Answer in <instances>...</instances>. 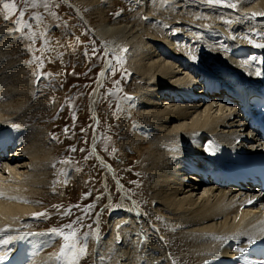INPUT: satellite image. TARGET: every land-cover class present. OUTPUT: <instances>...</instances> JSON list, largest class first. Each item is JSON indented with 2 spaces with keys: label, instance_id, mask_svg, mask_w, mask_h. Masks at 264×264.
<instances>
[{
  "label": "bare ground",
  "instance_id": "bare-ground-1",
  "mask_svg": "<svg viewBox=\"0 0 264 264\" xmlns=\"http://www.w3.org/2000/svg\"><path fill=\"white\" fill-rule=\"evenodd\" d=\"M64 1L71 4L77 16L105 51L97 76V89L105 79L110 52L121 54L124 48L133 43L130 49L136 66L133 68V75L140 81L143 80L146 85L142 88L143 91H139L141 85H135L134 91L138 92L133 97L143 100L140 101L142 112L133 113V118L138 117L143 122L142 134L146 136L137 135L134 142L127 141L123 147L131 144L139 154L137 156L141 158L140 165L149 181L150 204H157V209L152 212L163 216L164 223L171 229L170 235H167L178 239L184 250L185 255L182 258H190L191 264H252L250 254L246 251L239 253L237 249L244 248L248 242L264 236V200L259 198L256 206L242 207L248 199L259 197L260 194L257 195L254 191L242 192L236 187L225 188L194 182L196 177L190 174L185 177L186 171L181 168L183 163L197 167L196 160L208 157V150L218 141L226 144L235 134H245L246 139L250 135V132L245 131V123L241 121L235 106L222 103L220 96H211L206 92L213 84L240 89L246 80L252 84L258 79H264V63L261 62L264 61V48H257L249 42L264 44V0H230L236 5L235 8L209 4L207 0H150L148 4L147 0H139L146 9L141 18L131 20L126 16L111 22L105 17L103 5L106 4L97 5L98 0H88L96 4L95 12L100 19L97 26H91L86 18L83 19L79 2L85 0L73 3ZM253 13L257 15L253 16ZM148 17H159L160 21L170 24L168 26L173 27L170 30L172 33L167 31L164 37H157L156 32L150 31L146 25L145 20ZM9 27L7 23L3 24L0 32L6 33L4 31ZM199 33L210 39H198ZM4 36L5 34L0 37ZM189 39L192 42L190 45L182 42H189ZM215 41L224 44L222 46ZM184 45L186 50L193 48L194 51L180 50L179 47ZM228 49L235 51L230 54ZM159 51L166 60L160 57ZM11 56L13 53H0V159H7L0 163V172L5 173L4 178L0 176V229L9 230L0 232V241H6L0 242V264H54V259L45 253L55 256L63 250L67 253L64 264H70L74 257L71 247L63 248L66 242L56 246L54 237H58L57 234L53 235L50 242H40L45 239L35 237L36 232H41L38 229H35L36 232L33 229H19L21 225L28 223L26 218L37 213V207L30 202V196H34V190L44 184L42 178L44 179L45 174L42 173L45 171L46 161L51 157L52 147H46L48 144L42 142L43 133L37 128L36 131H30V128L22 127L27 122L28 115L23 118L20 114L17 117L7 116L21 109L20 101L10 104L8 99L14 92L10 87L13 82L11 79H22L25 72L21 65L13 64ZM212 67L218 68V73L213 77L206 76L203 72H210ZM190 69H197L198 73ZM190 72L195 78H192ZM258 72L262 74L257 75ZM21 91L18 90L16 95H20ZM98 92L93 95L90 103L96 109ZM160 96L163 99L155 101ZM203 99L206 101L202 102ZM136 106L137 101L131 108ZM30 117H34V114ZM38 123H42V120L34 127ZM135 125L134 123L132 126ZM136 129L137 125L134 131ZM122 130L125 134H119L121 137L130 133V130ZM95 135V151L103 161L99 164L104 165L107 170L103 181L110 193L108 194L112 195L114 188L108 179L120 178L116 167L110 166L111 161L99 149L97 131ZM144 142L149 145L142 153L139 146ZM257 142L256 138L247 141V149H260L263 145ZM16 147L18 148L11 153V149ZM187 158L195 161H181ZM50 165L53 166L54 162ZM71 170L68 167L65 169V188L70 184L73 173ZM120 181H116L121 193L120 211L111 213L117 217L109 221V226L107 224L109 236L106 239L102 235L98 237L99 243L95 248L98 252L96 263L171 264L174 257L167 245L165 234L161 232L162 224L156 223L152 213H148L145 208L143 215L154 227L158 241L153 240L146 230L143 232L146 234L147 243L143 244L136 236L135 231H140L143 226L142 209L138 201L132 203L133 198L126 193V188ZM52 183L48 184V188L53 186L52 190L59 189ZM200 187L202 190L199 192ZM26 188L29 195H26ZM95 219L97 228L101 231L102 223L99 217ZM175 229L179 231L176 232ZM11 234H16L13 240L14 236ZM156 252L158 256L152 258Z\"/></svg>",
  "mask_w": 264,
  "mask_h": 264
},
{
  "label": "rangeland",
  "instance_id": "rangeland-1",
  "mask_svg": "<svg viewBox=\"0 0 264 264\" xmlns=\"http://www.w3.org/2000/svg\"><path fill=\"white\" fill-rule=\"evenodd\" d=\"M69 1L73 3L78 0ZM98 1L97 5L106 4L103 5V9L106 11L107 21L110 22L116 18L124 19L126 16H129L128 19L141 18L146 13L144 3L139 0H108V4L105 0L103 3L102 0ZM147 1L148 4L150 0ZM5 3L15 4V10L9 13L3 7ZM79 3L84 14L83 19L86 18L91 26H97L100 19L95 12L96 4L94 5L88 0ZM47 4V8L43 4L34 8L31 7L30 2L26 3V0H0V27L6 23L10 26L8 29L5 28L6 30L4 29L6 33L0 32V36L5 34L4 38L0 37V50L3 51L0 53H13L11 56L13 64L21 65L25 71L22 74V79L15 80L16 77L11 79L13 82L10 87L14 92L8 99L10 104L20 101L21 109L19 112L9 113L7 116L17 117L20 114L23 118L28 115L29 118L22 124V127L30 128V131H36L35 128H37L43 133L42 142L51 144L46 147H52L51 157L46 161L45 171L41 172L42 175L45 174L44 179L42 178L44 186L34 190V196L30 194L32 199L30 202L37 207V213L45 215H33L26 218L28 223L21 225L19 229H33V232L38 229L41 232H36L35 237L45 239L40 242H50L54 237L55 233L49 232V229L63 228L65 233L75 229V248H70L74 257L70 264H97L98 252L95 248L99 243L98 237L102 235L101 237L106 239L109 236L110 231L107 224L117 217L116 214L112 215L111 213L120 211L118 209L121 206V193L116 181L121 180L126 188V193H129L133 198L132 203L138 201V205L142 209L143 226L140 231H135L139 240L143 244L147 243L146 234L143 232L146 230L153 240L158 241L154 227L147 222L143 215L145 208L148 213H152L156 223L162 224L161 232L165 234L167 245L174 257V260L171 257V264H191L190 258L188 260L182 258L184 250L178 239L168 236L171 229L164 223L163 216L160 213H154L157 204H150L149 181H147L148 179L144 175L145 171L140 165L141 158L137 156L139 154L131 144L123 147L127 141L134 142L137 135L146 136V134H142L144 129L141 123L143 122L138 117L133 118L135 117L133 113L142 112L140 101L143 100L133 97V94L138 92L134 91L136 90L135 85H141L139 91H143L142 88L146 87L143 80L140 81L133 75L135 72L133 68L136 67L135 61L131 58L133 52L130 49L133 47V43L123 49L122 55L119 52H110L109 60L112 62L114 70L108 66L105 79L97 89L96 81L105 57L104 49L98 39L85 27L70 3L64 0H47ZM21 11L24 12L22 19L20 18ZM153 18L148 17L145 22L150 31L156 32L157 37H164L165 32L173 29L168 26L170 24H166L163 20L160 21L159 17L154 20ZM189 40V42L185 40L182 42L192 44L191 39ZM175 42L177 41L175 40ZM234 51L228 49L230 54ZM159 52L162 54L160 57L166 60L164 54ZM116 57H123V62L117 63ZM62 58L64 59L62 60ZM203 73L208 77H213L218 73V68L212 67L210 72ZM193 76L192 78H195L194 74ZM20 89L22 90L20 95H16ZM97 92L96 109L90 103H92L93 95H96ZM126 96L131 99H126ZM162 99L160 96L155 101ZM135 101H137V106L133 109L131 107ZM33 114L34 117H30ZM120 117L124 120L122 121ZM40 120L42 123H38L39 125L34 127ZM134 123L137 125L136 131H134L136 125L132 126ZM119 128L120 130H118ZM122 128L127 129L128 132L130 130V133L124 136L125 138L120 136L123 135L122 132L124 133ZM95 130L99 135L98 146L101 153L104 157L109 158L110 166L116 167L120 178L118 180L108 176V180L114 188L112 195H109L108 188L103 181V175L107 174V170L104 165L99 164L103 161L95 151L94 145L97 140ZM51 140L53 141L51 142ZM148 145L146 142L140 144L142 153L145 152ZM13 148L11 153L18 147ZM73 149L75 150L73 151ZM5 161L7 159H0V163ZM52 162H54L53 166L50 165ZM67 167L71 168L73 173H71L70 184L65 188L64 172ZM2 173L0 172V176L4 178L5 173ZM49 183L59 189L54 191L52 190L53 186L48 188ZM63 188L65 189L63 190ZM201 190L200 187L199 192ZM25 191L26 195H29L28 188ZM68 212L70 214L66 215L65 213ZM96 217H99L102 223L101 231L97 228ZM69 224L72 225V229L65 227ZM175 231L179 230L175 229ZM16 234H11L14 236L12 240ZM54 238H56L55 245L57 244V246L66 242L60 235ZM81 249H83L82 252ZM45 255L52 257L54 264H64L63 258L66 256V250L57 256H52L50 253H45ZM156 256H158V252L154 253L152 258Z\"/></svg>",
  "mask_w": 264,
  "mask_h": 264
},
{
  "label": "snow or ice",
  "instance_id": "snow-or-ice-1",
  "mask_svg": "<svg viewBox=\"0 0 264 264\" xmlns=\"http://www.w3.org/2000/svg\"><path fill=\"white\" fill-rule=\"evenodd\" d=\"M29 2H30L31 7H34V8L39 6L40 4H43V6L45 8H47V6H48L47 0H26V3H29ZM207 3L216 4V5L223 4V5H226L227 7H230V8H235L236 7V5L234 3H231L230 0H207ZM3 7L5 9H7L9 13H12L15 10V4H13V3H5L3 5ZM23 15H24V12L21 11V13H20V18L21 19L23 18ZM252 15L255 16L257 14L253 13ZM5 18H7V17H5ZM227 22H230V21H226V23ZM249 42L254 44V46L257 47V48H264V44H256L254 41H249ZM116 60H117V63H122L123 62V57H116ZM248 62L249 61H245V63H248ZM261 62L264 63V61H261ZM108 64H109V67L113 68V70H114V66L112 65V62L108 61ZM41 67H42V63H41ZM261 74L262 73H260V72L257 73V75H261ZM37 78L39 79V76H37ZM125 98L126 99H131L130 97H125ZM66 131H67V129H66ZM74 150L75 149H73V151ZM65 214L66 215L70 214V212L65 213ZM34 215L39 216V215H45V214L36 213ZM65 227L69 228V229H72V225L71 224L66 225ZM6 231H9V230L8 229H0V232H6ZM49 232L55 233V234L60 235V236H62L64 238L66 243L63 245V248H68V247H72L73 249L75 248V243H74V239H75V236H76L75 229H72V231L65 233L63 228H61V229L53 228V229H49ZM28 235H31V233H29ZM0 242L6 243V241H0ZM82 251H83V249H81V252ZM237 251L239 253H243L245 251V249L244 248H239V249H237Z\"/></svg>",
  "mask_w": 264,
  "mask_h": 264
}]
</instances>
